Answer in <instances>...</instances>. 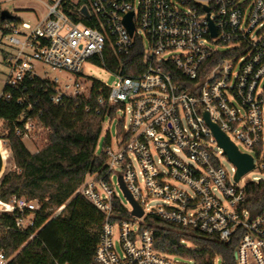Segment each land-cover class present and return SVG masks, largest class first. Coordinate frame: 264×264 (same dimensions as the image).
<instances>
[{
	"label": "built area",
	"instance_id": "built-area-1",
	"mask_svg": "<svg viewBox=\"0 0 264 264\" xmlns=\"http://www.w3.org/2000/svg\"><path fill=\"white\" fill-rule=\"evenodd\" d=\"M45 7L37 21H7L0 33L7 39L0 44L7 66L1 98L24 106L13 119L0 116L2 161L3 152L12 160L10 132L24 142L50 131L37 108L46 95L53 106L72 100L86 112L92 104L97 113L106 107L105 119L110 108L129 109L115 144L106 137L102 169L88 172L72 196L102 215L93 264H197L155 248L152 218L218 242L236 241L235 264H264V212L253 215L245 207L247 183L264 179L240 185L245 174L236 179L237 167L205 118L207 112L240 152L252 156L248 172H264V0H47ZM130 14L132 33L125 23ZM138 44L143 68L132 64L137 73L125 74L122 59ZM85 63L104 67L117 81L95 87L84 75ZM120 177L141 217L132 214ZM42 205L14 196L0 200V215H14L16 228L25 231ZM220 261L216 256L213 264ZM7 262L0 250V264Z\"/></svg>",
	"mask_w": 264,
	"mask_h": 264
},
{
	"label": "trees",
	"instance_id": "trees-1",
	"mask_svg": "<svg viewBox=\"0 0 264 264\" xmlns=\"http://www.w3.org/2000/svg\"><path fill=\"white\" fill-rule=\"evenodd\" d=\"M7 21L17 23L20 20L15 16L4 20L0 15V33H6L4 24ZM142 53L138 44L130 55L123 57L125 74L137 73L132 64H138L141 71ZM105 54L109 65L115 67L117 61L111 58L108 50ZM92 80L95 87L101 84L99 80ZM84 107L83 103L77 105L72 100L62 106H53L48 96H44L37 108L42 111L41 123L50 131L47 143L37 153H31L12 132L8 134L15 169L1 181L0 200L9 202L14 196L26 197L38 199L43 205L34 225L25 231L16 228L14 215H0V250L8 260L6 264H50L55 260L93 264L102 215L83 197L72 196L88 172L98 171L104 165L105 157L97 154V146L106 107H101L100 113L95 111V104L90 112ZM23 108L0 97L2 117L13 119ZM115 113L116 108H110L111 118ZM64 204L62 212L51 219L54 211ZM245 207L253 215L264 212V180L247 183ZM149 221L158 251L194 259L197 264H213L216 256L220 264H235L236 241L226 244L170 226L158 218Z\"/></svg>",
	"mask_w": 264,
	"mask_h": 264
},
{
	"label": "rangeland",
	"instance_id": "rangeland-1",
	"mask_svg": "<svg viewBox=\"0 0 264 264\" xmlns=\"http://www.w3.org/2000/svg\"><path fill=\"white\" fill-rule=\"evenodd\" d=\"M45 3L47 0H0V8L2 10H8L12 13L18 20L25 22H35L38 19L42 18L46 12ZM7 43V39L0 34V44L4 47V44ZM84 75L91 79L99 80L109 86H113L117 81V78L114 74L106 70L104 67L97 65L95 63H85L83 66ZM7 73V66L3 61V52H0V97L2 95L3 89L5 87V79ZM52 75L62 76L58 72H52ZM129 106V105H128ZM129 109L126 112L119 111L112 118H106L102 123V133L97 146V153H101L103 149V144L106 140V137H110L113 144H115L118 135L124 130V125H127L130 118ZM47 137V132L40 133L34 141L25 140L24 144L28 150H36V148H41L45 145L44 139ZM241 150H244L240 146ZM221 162L224 167L231 173L232 165L229 160L222 156ZM15 169L12 160H6L5 163L2 161L0 155V184L3 177L11 170ZM264 179V172L258 168H255L251 172H248L242 177L240 185H244L247 181L254 178ZM153 205L160 204V201H152ZM217 264H220L219 262Z\"/></svg>",
	"mask_w": 264,
	"mask_h": 264
},
{
	"label": "water",
	"instance_id": "water-1",
	"mask_svg": "<svg viewBox=\"0 0 264 264\" xmlns=\"http://www.w3.org/2000/svg\"><path fill=\"white\" fill-rule=\"evenodd\" d=\"M2 19H12L14 15L10 13L8 10H1L0 12ZM131 16L130 14L125 23L129 27L130 32L133 31V24L131 22ZM212 27V34L213 36L216 35V31L214 29V26L211 24ZM205 118L207 120V123L211 127L218 145L223 149L224 154L227 156V158L237 167V174L236 179L238 180L242 175L246 174L248 171H250L253 168V158L249 154L242 153L239 151L238 147L230 140V138L216 125L210 120L209 114L205 113ZM120 183L122 190L125 194V196L128 198L130 203L133 206L132 214L141 217L143 215V210L141 207L136 203L134 198L132 197L131 193L128 191L126 186L124 185L122 178L120 177Z\"/></svg>",
	"mask_w": 264,
	"mask_h": 264
},
{
	"label": "bare ground",
	"instance_id": "bare-ground-1",
	"mask_svg": "<svg viewBox=\"0 0 264 264\" xmlns=\"http://www.w3.org/2000/svg\"><path fill=\"white\" fill-rule=\"evenodd\" d=\"M3 156L5 157V159L8 160V155H7V153L3 152Z\"/></svg>",
	"mask_w": 264,
	"mask_h": 264
}]
</instances>
